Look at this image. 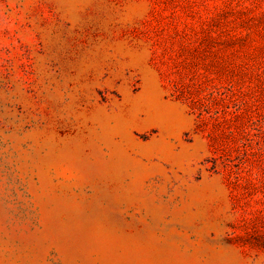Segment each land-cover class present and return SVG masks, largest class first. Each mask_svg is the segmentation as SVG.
Segmentation results:
<instances>
[{"label": "rangeland", "instance_id": "1", "mask_svg": "<svg viewBox=\"0 0 264 264\" xmlns=\"http://www.w3.org/2000/svg\"><path fill=\"white\" fill-rule=\"evenodd\" d=\"M204 21L264 68V0H0V264H264V183L235 203L153 55ZM236 73L261 178L264 72Z\"/></svg>", "mask_w": 264, "mask_h": 264}, {"label": "trees", "instance_id": "2", "mask_svg": "<svg viewBox=\"0 0 264 264\" xmlns=\"http://www.w3.org/2000/svg\"><path fill=\"white\" fill-rule=\"evenodd\" d=\"M172 38L155 46V62L169 81L171 95L195 115L197 131L205 132L213 152L210 168L225 174L236 203L242 188L264 183L263 175L257 178L245 168L263 146L253 143L254 105L248 103L247 76L236 73L264 72L256 62H248L259 51L250 32L236 27L217 30L206 21L199 30L195 26L180 34L177 30ZM256 210L248 241L264 250V212Z\"/></svg>", "mask_w": 264, "mask_h": 264}]
</instances>
